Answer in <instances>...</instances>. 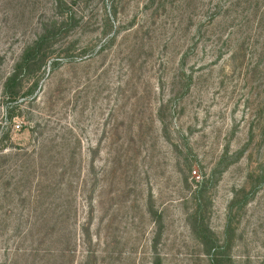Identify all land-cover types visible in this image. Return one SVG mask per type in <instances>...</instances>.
Listing matches in <instances>:
<instances>
[{
	"label": "rangeland",
	"instance_id": "1",
	"mask_svg": "<svg viewBox=\"0 0 264 264\" xmlns=\"http://www.w3.org/2000/svg\"><path fill=\"white\" fill-rule=\"evenodd\" d=\"M59 1L0 0V264H264V0ZM205 175L212 252L189 220Z\"/></svg>",
	"mask_w": 264,
	"mask_h": 264
},
{
	"label": "trees",
	"instance_id": "2",
	"mask_svg": "<svg viewBox=\"0 0 264 264\" xmlns=\"http://www.w3.org/2000/svg\"><path fill=\"white\" fill-rule=\"evenodd\" d=\"M66 3L62 0L58 3V9L63 15ZM74 20L72 15L63 16L61 19H55L51 23H46L42 32L37 36V38L30 44L26 50L24 51L20 61L15 66L14 72L7 78L6 83L4 85V94L7 97L17 98L16 96L19 93V89L22 85V77L28 76L31 77L34 75V71L37 68H42L47 64L48 60L51 59V55L53 54V43L61 29L68 22ZM107 22L109 23V30L114 29L113 19H111V15L107 18ZM113 36H110L107 41L113 39ZM115 37V35H114ZM105 47L102 46V48ZM59 61L56 60L53 62V68L57 67ZM39 80H36L31 87L30 93L33 94L39 86ZM13 116V115H11ZM192 165H190V172L192 171ZM195 189L193 192V200L194 207L192 212L189 215V220L191 223V228L196 238L204 245L209 252L213 250H217V245L215 240L211 237L212 233L208 230V225L205 223V210L207 207V193L209 188L213 182L212 176H204L201 180L196 181ZM148 210L151 215L156 218L159 226L161 228L162 222L161 217L156 214L152 207V199L148 202ZM86 233H88V227L86 228ZM161 229L159 230V234ZM209 232V235L206 233ZM218 254H214L212 257L211 264H223L224 261L217 259L216 256ZM92 258L88 256L86 259L79 264H92ZM154 264H159L158 261L154 262Z\"/></svg>",
	"mask_w": 264,
	"mask_h": 264
},
{
	"label": "built area",
	"instance_id": "3",
	"mask_svg": "<svg viewBox=\"0 0 264 264\" xmlns=\"http://www.w3.org/2000/svg\"><path fill=\"white\" fill-rule=\"evenodd\" d=\"M19 126V125H18Z\"/></svg>",
	"mask_w": 264,
	"mask_h": 264
}]
</instances>
